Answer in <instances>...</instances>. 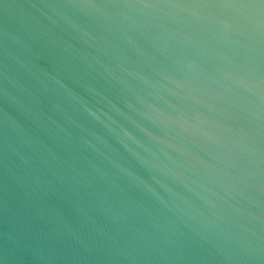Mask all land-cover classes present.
Instances as JSON below:
<instances>
[{
  "label": "water",
  "instance_id": "water-1",
  "mask_svg": "<svg viewBox=\"0 0 264 264\" xmlns=\"http://www.w3.org/2000/svg\"><path fill=\"white\" fill-rule=\"evenodd\" d=\"M0 264H264V2L0 0Z\"/></svg>",
  "mask_w": 264,
  "mask_h": 264
},
{
  "label": "snow or ice",
  "instance_id": "snow-or-ice-1",
  "mask_svg": "<svg viewBox=\"0 0 264 264\" xmlns=\"http://www.w3.org/2000/svg\"><path fill=\"white\" fill-rule=\"evenodd\" d=\"M262 2H264V0H262Z\"/></svg>",
  "mask_w": 264,
  "mask_h": 264
}]
</instances>
